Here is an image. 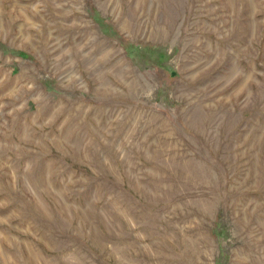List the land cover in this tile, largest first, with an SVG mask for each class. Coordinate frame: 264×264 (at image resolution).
<instances>
[{
	"label": "rangeland",
	"instance_id": "374dc122",
	"mask_svg": "<svg viewBox=\"0 0 264 264\" xmlns=\"http://www.w3.org/2000/svg\"><path fill=\"white\" fill-rule=\"evenodd\" d=\"M0 264H264V0H0Z\"/></svg>",
	"mask_w": 264,
	"mask_h": 264
}]
</instances>
